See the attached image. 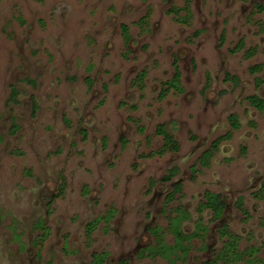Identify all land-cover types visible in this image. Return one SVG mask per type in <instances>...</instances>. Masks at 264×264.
I'll return each instance as SVG.
<instances>
[{
	"label": "rangeland",
	"instance_id": "obj_1",
	"mask_svg": "<svg viewBox=\"0 0 264 264\" xmlns=\"http://www.w3.org/2000/svg\"><path fill=\"white\" fill-rule=\"evenodd\" d=\"M254 63L264 77V0H0V264H91L103 249V264H200L221 242V220L206 209L205 247L193 237L184 253L140 248L154 241L148 225L173 243L177 205L190 210L182 228L191 231L206 188L225 194L222 221L241 234L239 247L259 244L264 197L250 192L264 174V109L245 98L264 97ZM175 65L183 90L163 92ZM229 113L240 126L219 152L234 156L217 152L191 175L189 152L227 131ZM173 120L180 150L153 153L162 143L156 125ZM173 163L182 193L163 205L172 183L161 176ZM239 194L246 216L233 204ZM109 207V222L88 233L86 223Z\"/></svg>",
	"mask_w": 264,
	"mask_h": 264
},
{
	"label": "flooded vegetation",
	"instance_id": "obj_2",
	"mask_svg": "<svg viewBox=\"0 0 264 264\" xmlns=\"http://www.w3.org/2000/svg\"><path fill=\"white\" fill-rule=\"evenodd\" d=\"M259 8H262L263 6L262 5H259L258 6ZM242 43L241 41H239V44ZM248 49H254V47H248L246 49V53H247V50ZM252 53V52H251ZM250 55V54H248ZM258 66V68L256 69H253L255 66ZM262 67V64L261 63H254L253 65H251L249 67V70L251 73L254 74V83L255 85L259 86L260 84H263L264 83V77L258 75L256 73V70L258 69H261ZM176 69L179 71L180 73V70H179V67L177 65H175V68H174V72L172 73L171 77H173V75L175 74V71ZM143 73V71H139L137 73V75L135 76V80L138 82L140 80H142V76H139L140 73ZM139 76V77H138ZM170 78L166 79L163 84H162V91L165 92L166 90H170L172 89L173 91H182L183 90V87L182 85L180 84V74H179V84L181 86V90H177V88H175L174 86H169L168 83H166L167 80H169ZM33 79V78H31ZM225 79L226 80H229L233 83V85L237 84L238 83V77L234 74H229V73H226V76H225ZM31 82V81H30ZM35 82V80H34ZM34 84V83H32ZM11 85H14V84H11ZM15 86V85H14ZM140 86H141V83H140ZM16 87V86H15ZM17 88V87H16ZM18 90V88H17ZM18 94V92H17ZM252 95H256L257 97H259L260 99H262L263 101V106L261 108H258L257 106H255L254 104L251 103L250 101V98ZM17 97V96H16ZM246 98V101L247 103L257 109V110H262L264 109V97L259 95L258 93H250V94H247L245 96ZM18 100V99H17ZM15 103V102H14ZM32 103H33V108L36 109L37 107V104H36V101L35 99H32ZM227 119H228V123H229V129L227 131H225L224 133H221V134H218L216 135L215 137H213L208 144L206 145H203V146H199L198 144H195V146L191 149V151L189 152L190 153V156H192L193 154L195 155L196 154V161L191 163L190 164V172H191V175L194 176V174L196 173L197 171V166H205L208 164L209 161H212L214 160V157H215V154L217 152H221V145L224 144V143H227L229 142V139L231 138V135H232V131L237 129L239 126H240V122L238 121L237 117H236V114L235 113H229L228 116H227ZM12 122H15L14 120H12ZM233 122H236L237 123V126H234L233 125ZM16 126H17V123L15 122ZM159 125H162L163 129L167 132H169L171 135H172V138L176 141V147H174V145H171V144H165V141H164V135L158 131V127ZM168 124L166 122H162V123H159L156 125L155 127V132L161 136L162 138V143L159 147H157L153 153L157 154V155H161V154H164L166 152H178L180 150V147H181V144L180 142L178 141V139L176 138L175 134H174V127H175V120H173L171 122V127H168L167 126ZM16 126L14 128H16ZM241 150L244 151V147H241ZM219 152V153H220ZM222 155H224L225 157H228L230 159L231 156H234V154H223V153H220ZM176 167V170L174 171L173 168ZM173 171V172H172ZM180 171V167L177 163H173L171 164L166 172L161 176V179L163 181H170L172 183V186L170 189H168L165 193V196H164V200H163V205H165L166 203H168L173 197L176 196V194H181L182 193V182L179 180V179H173L175 175H177ZM253 183V188H251V196H253L254 198L256 199H262L264 197V174H258V176L256 178L253 179L252 181ZM210 192V193H218L220 194L221 198L223 199L224 201V206L221 210V212L219 213L218 216H215L214 213H213V210L211 209V207L209 206H204L203 203L206 201V194ZM244 201H245V196L243 194H239L235 200H234V206L242 213L244 214L245 216L248 215V209L247 207H245V204H244ZM228 207V201L226 200V197H225V194H223L222 192L220 191H217V190H211L209 188H206L202 191V194H201V198L199 199L196 207H195V211H196V217L194 219V226L192 227V230L189 231V232H186L183 230L182 228V223L185 221V220H189V219H192V215L190 213V210L182 205H177L176 207H174V213L170 215V217H168V225L171 224V218L172 217H175L176 215L180 214L182 210L186 211L188 213V216L184 217L181 222H180V228L182 229V231L184 233H192L197 225H198V222H200V224L203 225V227L199 228L198 230V234L195 235V236H192L189 240H185V243H190L189 241L193 238V237H197L199 238V240L201 241V243L204 245V247L206 246V236L208 235V232H209V225H207V223L204 221L205 219V216H204V213L203 211L206 209L207 211H209V220H217V221H220L219 225L217 226V234L220 238V245L214 249V254L211 258L214 257V255L219 251V249L223 246V243L224 241H226L228 239V235L231 233V234H234L235 236H237V245H238V248L240 250H245L246 248H249L250 246H255L256 247V250L255 252L253 253V257H258V258H263L264 257V254L263 255H260L259 254V251L262 249V247L264 248V236L262 237L261 241L259 244H254V243H248V245H246L245 247L243 248H240L239 247V240L241 239V234L238 233V232H235L233 231L230 226L228 225V223L222 221V218H223V213L225 211V209ZM115 213V208L114 207H109L107 208L104 213H101L99 215H97L96 217H94L93 219H91L90 221H88L86 223V229H90L91 227L90 226H93L97 223V221L99 220H102L104 222H109L108 220L111 219L113 217ZM264 220V215L260 216L259 217V226L262 227L264 229V225L262 224V221ZM37 225H42V221L40 219L37 220ZM153 227H159L158 225H148L147 226V230L148 232L153 236V240H154V235L152 234L151 232V228ZM225 231V234H222V232ZM154 242V241H153ZM152 242V243H153ZM152 243H148L144 246H142L140 248V253L142 252V249L147 247L148 245L152 244ZM104 251H107L106 249H103ZM102 250V251H103ZM94 252V251H93ZM91 252V255L92 253ZM98 252V251H96ZM101 252V251H100ZM181 252V251H180ZM91 255H90V258H91ZM144 255H147V254H144ZM107 256H108V251L105 255V258H104V261H106L107 259ZM211 258L205 260V261H202L200 264H205L207 261H209ZM248 258V253L245 254V256L242 258L244 260V262H246ZM103 261V263H104ZM125 261L127 263V260L126 259H121L120 262L122 264V262ZM102 263V264H103ZM246 264H263L261 261H255L254 263H248L246 262Z\"/></svg>",
	"mask_w": 264,
	"mask_h": 264
},
{
	"label": "trees",
	"instance_id": "obj_3",
	"mask_svg": "<svg viewBox=\"0 0 264 264\" xmlns=\"http://www.w3.org/2000/svg\"><path fill=\"white\" fill-rule=\"evenodd\" d=\"M122 31L125 34V36H127V26L125 24H122ZM251 52L252 49L247 50V54H251ZM256 68H258L257 65L253 69ZM179 74H180L179 71L176 69L173 77L166 81V83H168L169 86H174L175 88H177V90H181V86L179 84ZM141 75L142 72L140 73L139 76ZM28 80L31 81V83H34V79L29 78ZM17 92H18L17 88L14 85H10L8 101L16 102ZM249 98L251 103L257 106L258 108H261L263 106L262 99H260L256 95H252ZM233 125L237 126V123L233 122ZM12 126L13 127L16 126L15 122H12ZM158 131L164 135L165 144H171L174 145V147H176V141L172 138V135L169 132L163 129L162 125H159ZM173 170L175 171L176 167H174ZM203 205L211 207L214 215L218 216L224 206V201L221 198L220 194L208 192L206 194V201L203 203ZM186 216H188V213L182 210L180 214L171 218L170 220L171 224L169 226L174 236V241L171 244H168L162 240L159 227L151 228V232L154 235V242L148 245L147 247L143 248L141 253L147 254L149 256H154L155 254H159V253L161 255H166L168 252H175L176 249L178 248L181 251V253L186 252L189 245L188 243H185V240H189L192 236L197 235L199 233L198 232L199 228L203 227V225L200 224V222H198L196 229L192 233L189 234L184 233L180 228V222ZM262 224L264 225V220L262 221ZM89 231L90 229L88 230V233ZM222 234H225V231H223ZM237 240H238L237 236L230 233L228 235V239L224 241L223 246L219 249V251L214 255L213 258H211L205 264H216L218 260H221V262H235L238 261L239 259H242L247 253H248V258L246 262L254 263L255 261L259 260L264 264V257L261 259L258 257H253V253L256 250L255 246H250L245 250H240L237 245ZM106 253L107 251L104 250L101 252L94 251L91 255V264H102ZM175 258H170L172 264ZM122 264H126V262L123 261Z\"/></svg>",
	"mask_w": 264,
	"mask_h": 264
}]
</instances>
